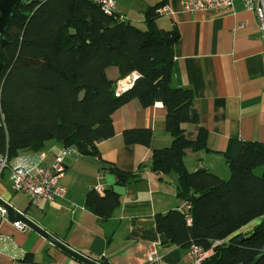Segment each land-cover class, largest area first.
<instances>
[{
    "label": "trees",
    "instance_id": "obj_1",
    "mask_svg": "<svg viewBox=\"0 0 264 264\" xmlns=\"http://www.w3.org/2000/svg\"><path fill=\"white\" fill-rule=\"evenodd\" d=\"M164 3L149 7L145 27L139 28L115 11L104 13L93 0L20 2L0 46V153L10 158L56 140L80 154L99 156L96 143L114 135V110L132 99L143 107L159 101L166 109L164 129L171 143L152 149V170L158 179L176 173V195L187 202L188 211L156 213V229L168 245L186 249L196 244L210 251L201 264H264V144L231 139L222 152L229 167L226 179L204 168H185L186 150H208V130L199 123L192 90L172 84L179 33L156 25ZM108 66L117 67L118 80L136 73L131 87L115 95L116 81L105 73ZM185 124L197 125L196 132ZM121 135L124 144L148 147L152 131L126 128ZM103 168L118 185L135 178L112 165ZM119 203L120 195L111 187L103 195L95 189L85 193V207L100 218ZM262 216L239 240L241 234L235 232Z\"/></svg>",
    "mask_w": 264,
    "mask_h": 264
},
{
    "label": "crops",
    "instance_id": "obj_2",
    "mask_svg": "<svg viewBox=\"0 0 264 264\" xmlns=\"http://www.w3.org/2000/svg\"><path fill=\"white\" fill-rule=\"evenodd\" d=\"M159 1L114 0V10L121 19L144 28L145 11ZM155 23L162 29L178 30L172 84L192 90L199 123L208 130V150H186L184 166L189 172L204 168L226 179L229 167L222 152L231 139L264 144V40L256 15L243 0H234L218 13H189L182 9L181 0H165ZM105 73L110 80H118L116 66H108ZM165 115L159 101L143 107L132 99L120 106L111 114L114 135L96 143L99 156L80 154L75 146L65 148L56 140L19 151L8 158L7 166L11 159L14 166L6 172L4 168L0 175V196L69 247L102 264H188V248L168 245L154 224L156 213L188 211L187 202L176 195V173L158 179L149 165L152 149L171 143L164 129ZM184 126L192 133L198 127ZM126 128L151 129L150 145L124 144L121 133ZM57 156L65 166L59 178L66 190L64 198L33 206L26 194L12 190L14 169L49 165ZM108 165L132 172L135 178L123 185L119 205L108 217L100 218L85 207L84 198L96 186L101 189L95 190L99 195L111 187L102 176L103 172L112 174L103 168ZM262 218L252 219L235 233L245 235ZM150 248L157 259L148 263ZM0 264L82 263L32 229H19L0 217Z\"/></svg>",
    "mask_w": 264,
    "mask_h": 264
},
{
    "label": "built area",
    "instance_id": "obj_3",
    "mask_svg": "<svg viewBox=\"0 0 264 264\" xmlns=\"http://www.w3.org/2000/svg\"><path fill=\"white\" fill-rule=\"evenodd\" d=\"M100 5L102 11L106 14L114 12V0H93ZM234 0H181L182 9L186 12H208L218 13L223 8L232 6ZM245 7L254 11L260 35L264 40V0H243ZM137 75H131L126 79H119L115 82L114 93L119 95L131 87ZM1 121V116H0ZM7 152L0 153V175L4 168L7 167ZM64 164L59 156L55 157L49 165H35L27 169H14L12 171L11 188L14 191L24 193L29 198V203L37 206L42 201L55 202L65 196V187L59 182L63 171ZM98 192L101 191L99 186L94 187ZM0 217L5 219V211L0 207ZM19 229H27V226L18 221L12 222ZM190 261L188 264H201L207 256V250L201 246L192 244L188 248ZM157 259L155 251L150 248L147 255L148 263Z\"/></svg>",
    "mask_w": 264,
    "mask_h": 264
},
{
    "label": "water",
    "instance_id": "obj_4",
    "mask_svg": "<svg viewBox=\"0 0 264 264\" xmlns=\"http://www.w3.org/2000/svg\"><path fill=\"white\" fill-rule=\"evenodd\" d=\"M24 0H0V46L3 45L6 40L3 37L5 27L7 22L12 16V13L16 6ZM4 70V64L0 59V74ZM84 95V91H80L78 96L81 99ZM150 168L152 169V160L149 161ZM106 183L111 186V189L118 195H122L124 193V186L118 185L115 183V176L106 172H103L102 175ZM0 207L5 211L6 219L10 222L18 221L21 224L27 226L32 229L36 233H38L41 237L46 239L49 243L54 245L56 248L72 257L73 259L79 261L82 264H102L78 251L72 249L63 241L46 231L44 228L37 225L34 221H32L29 217H27L22 211L14 208L11 204H9L3 197L0 196ZM243 238L241 235L239 240ZM236 240V241H239Z\"/></svg>",
    "mask_w": 264,
    "mask_h": 264
},
{
    "label": "rangeland",
    "instance_id": "obj_5",
    "mask_svg": "<svg viewBox=\"0 0 264 264\" xmlns=\"http://www.w3.org/2000/svg\"><path fill=\"white\" fill-rule=\"evenodd\" d=\"M21 155H22V154H21ZM20 160H22V159H20ZM13 161H14V160H12V159L9 161V166H14V162H13ZM9 166H7V168L4 169L5 172L9 170ZM260 169H261V168H257V169H256V173H257V174H261L262 169H261V170H260ZM0 179H1V178H0ZM12 193H13V192H12ZM13 194H15V192H14ZM16 196H17V198H20L21 201H22V194H19V193H18Z\"/></svg>",
    "mask_w": 264,
    "mask_h": 264
}]
</instances>
